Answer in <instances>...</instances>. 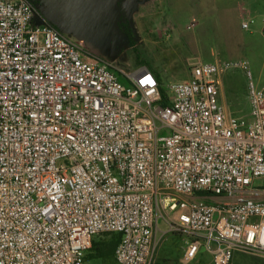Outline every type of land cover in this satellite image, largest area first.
<instances>
[{"label": "built area", "instance_id": "1", "mask_svg": "<svg viewBox=\"0 0 264 264\" xmlns=\"http://www.w3.org/2000/svg\"><path fill=\"white\" fill-rule=\"evenodd\" d=\"M33 14L0 0V264H88L109 234L115 264H156L158 219L183 264H264V83L227 116L217 77L246 64L196 62L161 106L148 70L115 73Z\"/></svg>", "mask_w": 264, "mask_h": 264}, {"label": "rangeland", "instance_id": "2", "mask_svg": "<svg viewBox=\"0 0 264 264\" xmlns=\"http://www.w3.org/2000/svg\"><path fill=\"white\" fill-rule=\"evenodd\" d=\"M28 1L34 11L33 24L52 26L86 54L111 65L115 73L132 74L144 67L134 64L141 60L158 73L164 88L186 80L196 62H244L249 80L240 70L217 77L225 87L231 117L247 119L248 81L255 88L264 83V0ZM116 76L122 83L121 75ZM263 186L260 180L253 182V188ZM157 229L155 263L183 264L182 237L165 233L160 219ZM188 264H211L210 256L200 249ZM230 264L262 263L234 254Z\"/></svg>", "mask_w": 264, "mask_h": 264}, {"label": "trees", "instance_id": "3", "mask_svg": "<svg viewBox=\"0 0 264 264\" xmlns=\"http://www.w3.org/2000/svg\"><path fill=\"white\" fill-rule=\"evenodd\" d=\"M25 1L29 3L28 0H25ZM125 30H127L126 27H125ZM127 36H129V38L131 37L130 32L129 34L127 33ZM134 64L136 66H144L143 68L148 70L151 73V75L155 78L157 82V91L160 96L159 104L161 106H166L167 105V93L163 87V82L160 76L158 75V73L152 68H150L149 66H146L145 64H143L141 60L136 59ZM261 190H264V186L263 188H261ZM118 239H119V236L117 234L100 235V236L94 237L91 240L90 248L85 257L86 262L88 264H115L112 259V252H113L115 245L118 242Z\"/></svg>", "mask_w": 264, "mask_h": 264}, {"label": "crops", "instance_id": "4", "mask_svg": "<svg viewBox=\"0 0 264 264\" xmlns=\"http://www.w3.org/2000/svg\"><path fill=\"white\" fill-rule=\"evenodd\" d=\"M33 25H35V24H33ZM192 25H193V23H191L189 25V27H192ZM217 81H218V79H217ZM225 94H226L225 93V87L222 85L221 82L218 81V95H217L216 102L223 109L225 115L229 116L232 113H230L228 111V108L227 107L229 106V103H228V100L225 97Z\"/></svg>", "mask_w": 264, "mask_h": 264}]
</instances>
